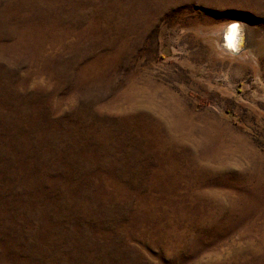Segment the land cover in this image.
<instances>
[{"label": "rangeland", "instance_id": "374dc122", "mask_svg": "<svg viewBox=\"0 0 264 264\" xmlns=\"http://www.w3.org/2000/svg\"><path fill=\"white\" fill-rule=\"evenodd\" d=\"M0 264H264V0H0Z\"/></svg>", "mask_w": 264, "mask_h": 264}, {"label": "bare ground", "instance_id": "6f19581e", "mask_svg": "<svg viewBox=\"0 0 264 264\" xmlns=\"http://www.w3.org/2000/svg\"><path fill=\"white\" fill-rule=\"evenodd\" d=\"M233 23V22H232ZM238 25L237 32L234 34L233 43L231 48L227 47V42L224 40V36L227 35L226 29L222 32L220 40L223 41L222 48L226 51L232 53V55H237L242 53L247 45L248 51L251 50V35L254 36V33L250 34L249 27L242 26L240 23H236ZM228 25V24H227ZM230 25V24H229ZM247 51V52H248Z\"/></svg>", "mask_w": 264, "mask_h": 264}, {"label": "clouds", "instance_id": "9594fccd", "mask_svg": "<svg viewBox=\"0 0 264 264\" xmlns=\"http://www.w3.org/2000/svg\"><path fill=\"white\" fill-rule=\"evenodd\" d=\"M233 24L237 25L236 23H232V24L226 26L227 35L223 37L224 40L227 42V47H229V48H231L232 43H233L234 34L237 32V30L234 33L232 31H230V26Z\"/></svg>", "mask_w": 264, "mask_h": 264}, {"label": "snow or ice", "instance_id": "6c2138e0", "mask_svg": "<svg viewBox=\"0 0 264 264\" xmlns=\"http://www.w3.org/2000/svg\"><path fill=\"white\" fill-rule=\"evenodd\" d=\"M238 29V25H231L230 26V31H232L233 33Z\"/></svg>", "mask_w": 264, "mask_h": 264}]
</instances>
